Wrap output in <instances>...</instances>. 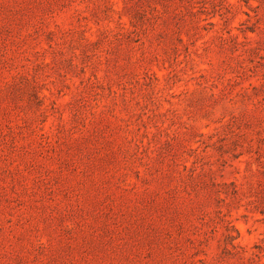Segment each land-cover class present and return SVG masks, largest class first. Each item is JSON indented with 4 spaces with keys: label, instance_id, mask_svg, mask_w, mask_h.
Here are the masks:
<instances>
[{
    "label": "rangeland",
    "instance_id": "374dc122",
    "mask_svg": "<svg viewBox=\"0 0 264 264\" xmlns=\"http://www.w3.org/2000/svg\"><path fill=\"white\" fill-rule=\"evenodd\" d=\"M0 264H264V0H0Z\"/></svg>",
    "mask_w": 264,
    "mask_h": 264
}]
</instances>
